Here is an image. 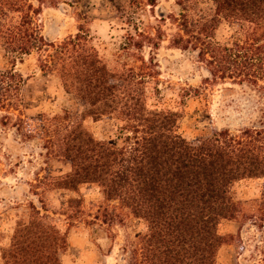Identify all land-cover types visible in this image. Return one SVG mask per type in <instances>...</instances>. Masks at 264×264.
Segmentation results:
<instances>
[{"label":"trees","instance_id":"trees-1","mask_svg":"<svg viewBox=\"0 0 264 264\" xmlns=\"http://www.w3.org/2000/svg\"><path fill=\"white\" fill-rule=\"evenodd\" d=\"M123 2L117 6L120 16L134 19L138 0ZM43 4L73 9L77 31L60 41L43 33L36 19ZM89 4L0 0V50L9 63L0 73V107L17 109L21 104L23 78L13 71L16 61L32 51L44 52L40 70L54 74L65 93L83 107L76 122L67 113H57L45 115L41 126L46 142L42 148L70 167L55 179L56 187L76 190L94 184L106 200L121 203L140 219L145 231L137 237L134 253L141 263L216 264L217 251L225 243L218 226L238 211L235 183L261 180L257 205L264 227V0H175L177 17H172L179 32L171 44L196 54L204 83L229 81L253 91L262 102L255 118L236 132L224 127L191 140L177 132L175 111L147 104L148 74L133 67L112 69L102 60L86 25ZM221 22L231 27L245 24L250 30L243 40L231 36L221 41L215 37ZM144 36L158 46L154 37ZM163 36L156 37L161 41ZM135 44L143 46L141 41ZM86 117L118 119L120 130L128 132L123 143L95 137L82 125ZM32 208L26 221H16L2 254L4 263L61 264L65 234ZM259 264H264V256Z\"/></svg>","mask_w":264,"mask_h":264},{"label":"rangeland","instance_id":"rangeland-1","mask_svg":"<svg viewBox=\"0 0 264 264\" xmlns=\"http://www.w3.org/2000/svg\"><path fill=\"white\" fill-rule=\"evenodd\" d=\"M89 3L86 25L102 60L112 69L133 67L148 74L147 104L175 111L179 115L176 130L183 137L210 136L213 130L224 127L236 132L255 118L262 102L253 91L229 81L205 84L196 54L171 44L179 32L173 18L177 17L175 0H155L154 5L138 0L132 20L117 11L123 0ZM36 19L43 33L54 41L77 31L71 8L63 11L43 4ZM249 30L245 24L231 27L221 22L215 37L243 40ZM159 33L164 35L161 41L156 37ZM144 35L154 37L158 46L155 48ZM138 41L143 43L141 49L136 48ZM260 43H264V36ZM43 55L32 51L16 61L13 71L23 78L18 91L21 104L17 109L0 107V264H5L2 254L10 245L16 221H26L33 213L32 206L65 234L61 264H144L134 253L137 237L145 231L140 219L121 203L106 200L94 184H82L76 190L54 184L70 167L42 148L46 144L41 134L45 115L67 113L76 122L83 107L65 93L54 74L40 70ZM7 68L8 60L0 50V73ZM227 87L232 90H224ZM82 125L95 137H110L118 145L128 133L120 130L121 122L114 117L99 121L86 117ZM260 183L246 179L233 185L238 211L218 226L225 243L217 251L216 264H259L264 256V227L260 226L257 205Z\"/></svg>","mask_w":264,"mask_h":264}]
</instances>
